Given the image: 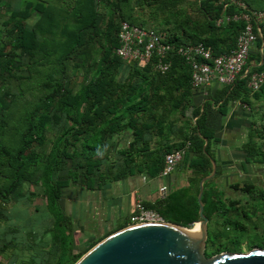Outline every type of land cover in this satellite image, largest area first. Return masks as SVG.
I'll list each match as a JSON object with an SVG mask.
<instances>
[{
	"label": "trees",
	"instance_id": "obj_1",
	"mask_svg": "<svg viewBox=\"0 0 264 264\" xmlns=\"http://www.w3.org/2000/svg\"><path fill=\"white\" fill-rule=\"evenodd\" d=\"M177 1L181 0H174L170 4H175ZM197 2V8L204 18L205 25H200L191 34L183 29L181 34L161 33L163 37L177 44H192L200 41L213 54L231 48L242 22L229 21L216 25L215 20L222 14H231L239 8L228 4L222 10L225 0H197ZM95 4L96 0H84V4L79 5L77 9L79 12L78 16H75L74 25L68 27L63 23L58 26L56 40L53 39L55 38L53 31L60 23L55 22L51 8L44 0H25L20 7L11 6L7 19L3 21L4 24L10 23L11 38L0 44V78L14 81L19 92L23 90L21 87L23 80L45 70L47 58H38V55L57 52L54 57L53 72L45 73L49 79L39 84L42 89L50 86V91L40 95L31 108L27 107L19 115L18 123L11 126L4 118L0 119V218L5 217L6 205L19 197V189L24 183L28 186L41 187L46 211L51 217L50 225L40 233V240L44 241L38 244L39 246L43 243L48 245V248L39 247L40 249L34 251L26 264H72L94 243L81 251L73 252L72 229L57 201L60 189L75 176L79 175L89 180L92 176L100 174L99 168L107 159L105 142L107 135L126 126L129 120L135 122L134 115L155 119V114L148 111L156 108V104L168 103L174 98L180 100L185 95L188 98L191 93L186 87L193 90L189 84V69L178 55L170 57V66L164 73L153 70L149 64L142 65L141 69L144 71L138 72L135 70L137 64L125 62L117 57L113 50L117 44L115 33L118 22L126 20L132 24L140 25V23L129 12L120 11L117 22L108 16L100 27L99 21L102 15L97 13ZM30 18L33 19L31 23L28 22ZM220 28L226 32H235L234 39H230L226 47L221 43V39L222 41L224 39L214 33L215 29ZM98 30L103 36L104 47L95 63L94 73L84 83H79L76 89H72L64 73L65 63L75 58L80 53L77 49L85 46ZM184 37L188 38V42H185ZM47 43H51L53 47L47 49ZM261 45V54H259L258 49ZM254 48L255 51L249 53L250 57L252 55L254 57L252 69H261L264 67V41L261 44L258 38ZM21 57L27 62L24 68L28 75L25 76L14 73L19 70ZM73 66L78 67L79 64L73 63ZM150 70L153 73L147 72ZM55 73L57 76H54ZM116 73L119 79L114 78ZM136 73L140 74V82L134 87L128 79L130 74ZM50 78L53 80L48 82ZM196 90L194 89V92ZM248 92L245 77H238L230 85L214 84L205 94H199L200 104L191 105L190 110L191 116L195 118L194 122L179 145L187 141L186 153L193 154L187 164L191 172L188 184L167 190L164 196L153 201H142L144 208L153 210L165 222L191 227L192 222L198 218L196 200L198 181L210 173V161L215 162L210 144L218 142V138L214 136V129L219 112L228 101L244 96ZM18 96L17 93H1V113L4 114L8 105L13 103L14 99H19ZM252 96L260 97L264 101V82L257 91L252 92ZM53 98L56 102L55 112L49 116L39 111L46 105V100ZM27 100L28 95L24 94L21 102ZM125 117L129 120L124 124L122 119ZM48 123L55 126L60 123V125L58 132L51 138L52 141H48L47 150L42 151L41 154L37 146L47 141L44 130ZM259 124L260 130L255 133L250 131L248 133L250 139L240 147L244 162L249 159L264 160V153L259 152L262 149L258 150L252 141V136L255 135L260 142H264V118ZM7 133H9L7 140L3 143L2 137ZM169 150L165 149L162 156ZM152 162L156 166L155 171H159L162 157L154 158ZM152 162L149 160V163ZM61 170L65 171L64 175L59 174ZM122 173L120 171L117 177ZM217 174L215 168L214 175L202 183L200 200L202 213L208 219L207 224L224 206L221 193L211 184ZM233 186L236 187L237 184ZM46 233L49 235L48 240L44 239ZM205 255L208 256L206 253Z\"/></svg>",
	"mask_w": 264,
	"mask_h": 264
},
{
	"label": "rangeland",
	"instance_id": "obj_2",
	"mask_svg": "<svg viewBox=\"0 0 264 264\" xmlns=\"http://www.w3.org/2000/svg\"><path fill=\"white\" fill-rule=\"evenodd\" d=\"M25 0H0V44L10 40L9 26L10 23H3L7 19L11 6H22ZM42 1V0H41ZM48 3L53 12V18L57 24L53 36L57 39L58 26L66 24L68 27H72L75 23V16H78L79 5L84 4V0H44ZM111 3H110V2ZM174 0H96L95 9L97 13L102 15L99 26L102 27L105 19L111 16L113 21H118V14L120 11L129 12L140 25L156 29L163 35H175L181 34L182 30L187 33H192L198 29L201 25H205L204 18L197 8V0H181L175 4H170ZM238 3L252 9H264V0H236ZM249 4V5H247ZM33 19L28 20L31 23ZM53 20V21H54ZM214 33L224 40L221 43L222 46H227L230 39H234L235 32H226L222 28L215 29ZM185 38V37H184ZM185 42H188V38H185ZM53 45L47 43L46 48L51 49ZM104 47L103 36H101L98 30L97 34H93L88 43L77 49L80 53L75 58H71L65 63L64 73L67 77L68 85L72 89H76L79 83H84L94 73V66L98 60V57ZM255 51V48L252 50ZM57 52H51L45 55H38V58H47L46 68L39 74H33L29 79L23 80L22 92H19L14 81L0 78V94L1 93H17L19 99H14L13 103L8 105V109L5 113L0 111V119L4 118L11 126L18 123L19 115L28 107H32L40 95L50 91V86L42 89L39 84L42 81H47L45 73H52L54 57ZM254 57H248L247 63H253ZM26 59L20 58V67L18 71H15V75L25 76L28 75L27 70L24 68ZM73 63L79 64L78 67H74ZM138 72H143L140 65H136ZM44 72V73H43ZM147 72H152L147 71ZM153 73V72H152ZM57 76V73L54 74ZM114 78L119 79L117 73L114 74ZM140 74L136 73L129 76L128 81L133 84L134 87L140 82ZM53 80L50 78L49 81ZM39 85V86H37ZM189 95H186L177 100V98L170 100L175 106L172 111L161 109L156 107L153 110H149L148 113L157 114L163 117H170V112L174 116L178 111L180 116L179 121H184L186 126L191 127L194 122L190 114L191 105L200 104L201 98L193 96L192 91L186 87ZM186 89H183L185 91ZM183 93V92H182ZM24 94L28 95L26 102H21V98ZM175 93L173 92V95ZM195 95V94H194ZM55 98L46 100V105L39 111L51 115L55 112ZM184 112H189L185 116ZM154 115V116H155ZM156 117V116H155ZM254 121H257L255 118ZM258 122V124H257ZM250 128V131L255 133L260 130L259 119ZM50 123V122H49ZM45 126L44 134L47 141L40 146H37L39 153L46 151V146L52 141L51 138L58 132L60 123L55 126L49 124ZM9 133L5 134L3 143L7 140ZM186 136V135H185ZM231 136V135H229ZM185 138V137H183ZM230 138V137H229ZM250 139L249 135H246L244 129L242 133L235 134L232 138L237 145H242ZM49 141V142H48ZM252 141L255 147L264 153V142H260V139L253 135ZM261 155V153H259ZM243 156V154H242ZM260 157V156H259ZM243 168L232 173L233 168H226L223 170L220 176H216V185L220 187L222 193L225 195L224 206L218 215L207 224V234L204 247L205 253L209 256H214L226 252H246L247 250L255 247H262L264 245V160H247L244 162L243 157H240ZM261 159V158H260ZM233 183L237 186H233ZM30 187V186H29ZM27 183L22 184L19 189V197L9 202V213L4 214L5 217L0 218V264H26L29 257L34 251L41 248H48V245L38 246L40 240V226L43 223V218L46 215V209L38 206L42 205L43 195L41 187L31 186L32 193H29ZM231 201V204L228 201ZM230 204V205H229ZM8 205V204H7ZM6 205V207H8ZM36 206L38 211H29L33 206ZM37 229V230H34ZM44 241V240H43ZM41 241V242H43ZM262 244V245H261ZM206 256V255H205Z\"/></svg>",
	"mask_w": 264,
	"mask_h": 264
},
{
	"label": "crops",
	"instance_id": "obj_3",
	"mask_svg": "<svg viewBox=\"0 0 264 264\" xmlns=\"http://www.w3.org/2000/svg\"><path fill=\"white\" fill-rule=\"evenodd\" d=\"M198 91L194 92L193 89L192 94L200 98ZM156 106L172 111L175 105L172 102H161ZM188 113L184 112L185 116ZM178 114L177 111L173 116L170 112L168 118L156 114L155 119L134 115L133 123L125 117L122 122L125 124L129 120L127 125L106 137L107 159L99 168L100 174L89 180L75 176L60 189L57 201L72 229L73 252L85 249L92 242L95 243L126 224L127 217L134 211L135 198L153 201L160 197L158 188L162 185L171 190L188 184L191 172L187 164L193 155L190 152H185L183 158L166 176H160L152 162L154 158H161L165 149L179 146L185 137L188 126L184 121H179ZM255 118L257 121L264 118V101L260 97L252 96L250 92L231 99L222 106L214 129L218 142L210 144L217 177L226 168H233L232 173L243 168L241 145L238 146L232 138L235 134L242 133V129L248 135L250 128L256 125ZM118 171L123 173L117 177ZM59 174L64 175L65 171L61 170ZM215 182L213 180L211 184L221 193L224 202L225 195ZM31 188H28L30 194L33 192ZM228 202L231 204L230 200ZM9 205L14 203H8L4 211L6 214H10ZM38 206L46 209L44 195L42 205ZM37 209L34 205L29 211L35 212ZM50 221V214L46 211L40 231L48 227ZM44 239H49L47 233Z\"/></svg>",
	"mask_w": 264,
	"mask_h": 264
},
{
	"label": "built area",
	"instance_id": "obj_4",
	"mask_svg": "<svg viewBox=\"0 0 264 264\" xmlns=\"http://www.w3.org/2000/svg\"><path fill=\"white\" fill-rule=\"evenodd\" d=\"M233 4L238 11L222 14L215 24L229 21L242 22L235 36L234 44L226 51L213 54L202 42L192 44H177L166 40L157 30L126 20L118 22L115 33L117 44L114 54L125 62L137 65L149 64L159 73H164L170 66V57L178 55L189 69V84L193 89L205 94L212 85H230L238 77H245V86L250 93L257 91L264 82V67L252 69L253 64L247 63L249 53L254 49L255 41H264V9H251L236 0H225L226 5ZM262 45L258 49L261 54ZM260 63V62H259ZM188 142L170 149L162 156L160 176L170 173L185 155ZM164 185L158 188L160 197L165 195ZM145 222H163L160 215L153 210L144 208L142 200L135 198L134 211L127 217L125 225Z\"/></svg>",
	"mask_w": 264,
	"mask_h": 264
},
{
	"label": "water",
	"instance_id": "obj_5",
	"mask_svg": "<svg viewBox=\"0 0 264 264\" xmlns=\"http://www.w3.org/2000/svg\"><path fill=\"white\" fill-rule=\"evenodd\" d=\"M210 163V173L197 184L198 218L191 227L165 221L125 225L93 243L72 264H264V245L204 255L208 219L200 197L202 183L215 173V162Z\"/></svg>",
	"mask_w": 264,
	"mask_h": 264
},
{
	"label": "bare ground",
	"instance_id": "obj_6",
	"mask_svg": "<svg viewBox=\"0 0 264 264\" xmlns=\"http://www.w3.org/2000/svg\"><path fill=\"white\" fill-rule=\"evenodd\" d=\"M195 229V228H194Z\"/></svg>",
	"mask_w": 264,
	"mask_h": 264
}]
</instances>
